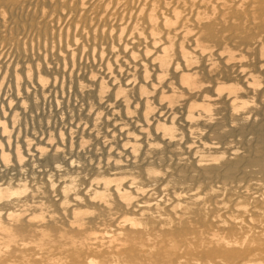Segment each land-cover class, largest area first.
<instances>
[{
    "label": "bare ground",
    "instance_id": "6f19581e",
    "mask_svg": "<svg viewBox=\"0 0 264 264\" xmlns=\"http://www.w3.org/2000/svg\"><path fill=\"white\" fill-rule=\"evenodd\" d=\"M0 68V264H264V0H0ZM66 91L115 161L6 149Z\"/></svg>",
    "mask_w": 264,
    "mask_h": 264
},
{
    "label": "rangeland",
    "instance_id": "374dc122",
    "mask_svg": "<svg viewBox=\"0 0 264 264\" xmlns=\"http://www.w3.org/2000/svg\"><path fill=\"white\" fill-rule=\"evenodd\" d=\"M4 62L5 65H7L6 58H4ZM1 70H3V68H0V101L7 97L8 94L6 87L7 83L2 76ZM10 96H21L19 89L18 91L15 90ZM74 97L75 96L72 92H69L67 94V91L62 95H58L57 99H53L52 97H38V99H36L33 95L26 93V98L34 101L36 105L35 109L30 110V112L28 110H25V112L19 114V116L12 115L10 117L8 123H6L7 125L5 126L11 127L12 129L5 146L6 149H16V151H21L23 148H31V146H35V142L38 139L42 140V138L49 134L66 133L67 136L64 135V137L58 141V146L66 148L70 147L73 150V153L71 154L73 159L85 161L87 163L109 162L110 160L115 161L114 158L107 159L103 153L104 151L108 153L112 152V146L110 142L111 138L113 137L109 134L108 126H90L91 124H93L94 120L88 118L83 119L80 116L81 111L78 110V104L80 103H78V99L76 98V101ZM24 99L22 100V102H25ZM56 100L57 102H55ZM80 127H88L90 132V137L88 139L81 138L80 134H82V132L79 130ZM69 131L71 132V135L68 134ZM74 138H80L81 140H83L81 141V144H85V146L79 147L80 149L77 148L76 145L73 144V142H76L79 139H76L74 141ZM93 140L101 143H105L106 141H108V145L106 144L103 149L98 150L94 149V146L88 147L87 143H89L90 141L92 142ZM36 158V160L31 161L29 167H26L27 172H25L27 175L22 174V177L27 176L26 178H28V175L30 176L31 174L30 170L31 172H37L39 170L48 171L50 167L60 165L62 163L61 159L44 160L41 155ZM15 173L16 172L14 171H9L6 166L0 168V175H2V177L0 178H5L7 182L16 180L15 183L19 184L23 180L19 178ZM43 176L44 175H42L41 177ZM96 181H93V183H95ZM20 191L21 190H19V192ZM70 192L72 191H69V194ZM14 209H16L17 213L20 212L18 207H14ZM32 209L34 210V212H32L33 214L38 213L37 211L39 209H37L36 206L32 207Z\"/></svg>",
    "mask_w": 264,
    "mask_h": 264
}]
</instances>
